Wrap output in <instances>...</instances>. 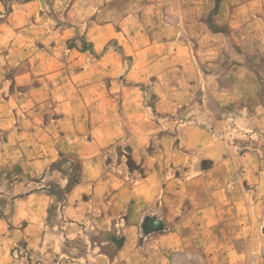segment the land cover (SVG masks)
<instances>
[{
    "label": "crops",
    "instance_id": "1",
    "mask_svg": "<svg viewBox=\"0 0 264 264\" xmlns=\"http://www.w3.org/2000/svg\"><path fill=\"white\" fill-rule=\"evenodd\" d=\"M220 3L225 18L219 22L215 16L213 24L239 27V5ZM166 4L0 0V264L20 243L61 253L64 240L92 231L108 237L91 242L87 264H159L155 253L170 248H188L199 264H248L251 254L264 249V160L248 146L251 137L264 135V110L253 76L241 66L228 69L217 105L253 111L247 118L233 112V129L227 119L199 112L205 118L198 121L212 130L176 117L182 67L166 66L178 78L173 87L179 101L168 100L173 135L161 139L176 141V157L188 156L190 164L129 167L110 164L103 155L124 137L144 144L148 136L161 135L144 109L149 73L161 74L155 61L161 49L175 44L176 55L182 40L199 39L198 14L191 15L184 35L180 19L165 21ZM161 100L159 92L156 109ZM70 158L75 164H61ZM51 186L65 191L62 227L46 225ZM149 214L162 218L169 231L148 236L141 256L135 241ZM117 233L116 245L111 235Z\"/></svg>",
    "mask_w": 264,
    "mask_h": 264
},
{
    "label": "rangeland",
    "instance_id": "2",
    "mask_svg": "<svg viewBox=\"0 0 264 264\" xmlns=\"http://www.w3.org/2000/svg\"><path fill=\"white\" fill-rule=\"evenodd\" d=\"M2 1L7 3L9 0ZM221 1L176 0V4L172 5L174 0H167L163 10L165 21L173 24V18L180 19L181 24H179V27L184 35L188 32L191 15L198 14V29L196 28V31L199 39L182 40L177 48L176 55L172 53L175 50V44H170L168 50L161 49V58L155 60L158 65L157 68L161 67V74L149 73V78L144 86L147 92L144 109L147 111L149 123H155L159 130L157 134L161 133V135L148 136L146 141L144 140V144L143 140L141 143L138 137H124L116 144L105 148L103 155L106 157V162L110 164H129V167H132L130 164H143L145 162L147 164L191 163L188 156L183 160L176 157V152H174L176 141L169 139L167 142L161 139V136H165L167 133L173 135L167 112L168 100L173 101L175 98H179L177 97V89L173 87L178 78L174 76V72L165 71L166 66L169 65L176 64L182 67L180 89L182 98L181 101L175 100L179 101L176 117L181 119L183 124L197 120L195 123L205 126L207 130H212L213 128L209 126L208 122L201 123L198 121V116L205 118L203 114L199 115V112H205L207 116L211 114L227 119L230 129H233V127H236L235 121L229 120L233 118V112L245 114L246 118L251 115L253 111L251 107L234 111L223 109L217 105L218 98L227 89L228 69L234 65H239L251 73L256 82V101L261 104L264 110V0H231L234 6L239 5L235 17L238 19V22L235 20L239 27L232 30L227 29L224 25L213 24L215 16L219 22H222L225 18L224 12L221 9L218 10ZM174 8L178 13L173 10ZM205 33L210 34L214 39H207ZM217 37L219 40L216 39ZM240 80L243 81L244 78H240ZM156 82L159 83L156 84ZM159 92H161V98H163L161 100V110L156 109L155 104ZM119 107L121 106L119 105ZM130 110L137 113L139 108L131 106ZM153 128H155L154 125ZM251 130L248 128V132L252 136ZM177 140V142L180 141V139ZM249 141L248 146L252 147L251 149H256L261 159L264 160V135H256L251 137ZM141 144L143 145L140 146ZM248 146L246 150H251ZM177 150L182 151L180 147ZM64 160L66 159H62L61 164H75V160L72 158L69 161ZM75 173L76 169L73 167L70 173L71 183L75 181ZM137 184V182H134V185ZM48 189L54 199L46 225H48V228L56 224L62 227L66 224L61 215L65 191L54 186ZM4 205L5 202L3 201L1 210L5 208ZM168 231L169 226L162 218L160 219L156 215H147L138 230L135 241L136 251L144 256L143 245L146 238L150 235ZM113 236L116 245L120 243V235L117 233L111 235V237ZM47 237L50 236L47 235ZM107 237V233L92 231L89 237L66 239L63 242L61 253L58 248H48L47 250L43 246L37 248L23 242L11 250L6 264H87V258L91 255V242L96 243L98 240L107 239ZM175 249L170 248L166 252L155 253L153 258L158 259L159 264H199L196 253H192L188 248ZM255 252L256 255L251 254L248 257V264H262L261 262L264 261V249Z\"/></svg>",
    "mask_w": 264,
    "mask_h": 264
},
{
    "label": "trees",
    "instance_id": "3",
    "mask_svg": "<svg viewBox=\"0 0 264 264\" xmlns=\"http://www.w3.org/2000/svg\"><path fill=\"white\" fill-rule=\"evenodd\" d=\"M158 232V231H157Z\"/></svg>",
    "mask_w": 264,
    "mask_h": 264
}]
</instances>
